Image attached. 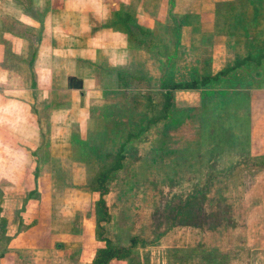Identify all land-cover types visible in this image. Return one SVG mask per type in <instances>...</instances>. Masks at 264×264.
<instances>
[{"label":"rangeland","instance_id":"obj_1","mask_svg":"<svg viewBox=\"0 0 264 264\" xmlns=\"http://www.w3.org/2000/svg\"><path fill=\"white\" fill-rule=\"evenodd\" d=\"M213 14L223 39L190 50L165 22L149 48L166 60L159 81L128 79L118 145L88 162L105 206L92 205L94 233L130 249L110 264H264V111L254 112L264 105V0L218 2ZM216 75L171 90L164 108L172 84Z\"/></svg>","mask_w":264,"mask_h":264},{"label":"crops","instance_id":"obj_2","mask_svg":"<svg viewBox=\"0 0 264 264\" xmlns=\"http://www.w3.org/2000/svg\"><path fill=\"white\" fill-rule=\"evenodd\" d=\"M228 1L0 0V264L90 263L102 247L88 162L118 145L120 91L159 81L166 60L149 48L167 20L189 50L223 39L213 13Z\"/></svg>","mask_w":264,"mask_h":264},{"label":"trees","instance_id":"obj_3","mask_svg":"<svg viewBox=\"0 0 264 264\" xmlns=\"http://www.w3.org/2000/svg\"><path fill=\"white\" fill-rule=\"evenodd\" d=\"M224 74H225V71L219 72L218 76L224 75ZM216 78H217V75L211 78H203L199 82L192 80V81H189L188 83L172 84L163 93V96L165 97V100H166L164 108L166 109L169 104V92L171 90H192V89H195L198 85L203 86L207 84L209 80H216ZM105 177H106V174L99 175L97 177V182L102 183ZM102 197H103V194L100 193L99 199L97 201V206L104 210L105 206H104V200ZM97 227L98 225L96 224L95 232L97 231ZM98 232H99V235H97L96 233L95 238L98 241L103 242L104 246L95 251L94 256L89 264H110V262L113 260H121L129 256L130 254L129 247H112L109 244V240L105 239L104 236H102L103 230H98ZM131 244H133V241H131Z\"/></svg>","mask_w":264,"mask_h":264},{"label":"water","instance_id":"obj_4","mask_svg":"<svg viewBox=\"0 0 264 264\" xmlns=\"http://www.w3.org/2000/svg\"><path fill=\"white\" fill-rule=\"evenodd\" d=\"M67 88L70 90H80L81 81L73 77H68L67 78Z\"/></svg>","mask_w":264,"mask_h":264}]
</instances>
